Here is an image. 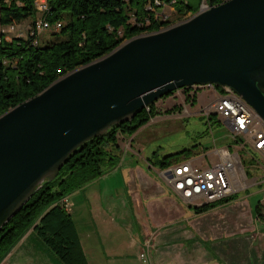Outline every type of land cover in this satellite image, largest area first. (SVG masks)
Here are the masks:
<instances>
[{
  "label": "water",
  "instance_id": "obj_1",
  "mask_svg": "<svg viewBox=\"0 0 264 264\" xmlns=\"http://www.w3.org/2000/svg\"><path fill=\"white\" fill-rule=\"evenodd\" d=\"M228 87L264 120V0H225L127 39L0 116V237L85 142L173 91Z\"/></svg>",
  "mask_w": 264,
  "mask_h": 264
},
{
  "label": "trees",
  "instance_id": "obj_2",
  "mask_svg": "<svg viewBox=\"0 0 264 264\" xmlns=\"http://www.w3.org/2000/svg\"><path fill=\"white\" fill-rule=\"evenodd\" d=\"M202 1L47 0L49 10L42 13L37 8V0H0L2 25L16 26L32 17L26 28L27 37L23 31H17L12 38L7 37L9 33H0V116L41 93L62 76L112 52L127 39L170 26L171 21L158 16V11L165 5H171L176 14L184 18L199 12ZM207 1L216 5L225 0ZM39 18L48 22V28L54 26L58 29L53 32L54 38L44 45L37 40L40 31L36 23ZM57 23L61 24L60 27ZM190 88L183 90L189 91ZM217 88L221 93L224 90ZM186 99L194 104L196 96L188 94ZM175 109L177 106L166 110V113ZM157 114L156 105L152 103L131 121L120 123L105 135L82 144L57 177L45 181L25 203L1 235L0 263L32 230L64 264H88L72 216L61 199L115 169L121 157L119 134L132 136ZM213 115L210 114L209 118ZM235 141L240 140L236 138ZM192 150L183 149L165 155L156 166L167 168L180 161L181 156H188ZM242 163L245 164L244 159ZM215 205L213 201L194 206V209L200 213Z\"/></svg>",
  "mask_w": 264,
  "mask_h": 264
},
{
  "label": "crops",
  "instance_id": "obj_3",
  "mask_svg": "<svg viewBox=\"0 0 264 264\" xmlns=\"http://www.w3.org/2000/svg\"><path fill=\"white\" fill-rule=\"evenodd\" d=\"M181 90H176L166 100ZM214 94L213 99L220 95L206 93L207 97ZM182 95L184 98L185 94ZM195 96L194 104H198L200 97L198 93ZM213 99L196 111L183 101L184 108L180 112L157 114L131 138L119 135V146L125 145L137 156L136 164L122 168L119 163L111 172L97 178L101 182L106 180L95 201L102 209L97 224L100 231L93 221L87 233L80 227V243L88 264H126L129 260L134 264H148L139 258L141 251L148 248V241L153 264H264V225L261 224L264 223V174L258 170L264 169V161L260 154L255 151L259 155L257 163H247L244 159L242 165L248 170L244 169L242 184L235 192L216 200L214 207L200 213L194 209L198 205L181 192L153 178L159 152L152 147L147 155L146 141L150 144L160 131L168 128L167 120L199 114L204 112L203 108L209 114L206 105ZM144 132H149V139L139 140L135 146L137 137ZM214 141H220L219 136L214 135ZM229 146L206 153L193 148L188 156H181L180 161L190 160L195 165L208 167L218 161L221 149L238 154ZM142 148L143 153H140ZM68 198L71 203V195ZM128 205L131 212L127 210ZM110 215H114L112 219ZM124 226L132 231L126 241L120 240ZM36 233L30 230L19 243ZM13 252L12 249L0 264H19ZM49 252L55 254L51 249Z\"/></svg>",
  "mask_w": 264,
  "mask_h": 264
},
{
  "label": "rangeland",
  "instance_id": "obj_4",
  "mask_svg": "<svg viewBox=\"0 0 264 264\" xmlns=\"http://www.w3.org/2000/svg\"><path fill=\"white\" fill-rule=\"evenodd\" d=\"M158 16L162 20L167 19L171 21L170 25L179 23L184 19L176 14V11L171 5H165L164 7H162L158 11ZM31 22L32 17H29L21 23L17 24L16 31L7 34V37L12 38L17 31H23L24 37H27L29 33L26 28ZM56 29L57 28H54V26H52L41 31L37 36L39 44L44 45L47 41L53 39V32L58 31V29ZM1 31H10V25H2L0 23V33ZM196 93H198V96L200 97V101L198 102V104H193L192 101H188L186 99V96L188 94L194 95ZM206 93L217 92L214 90L213 86H192L189 91H184L182 89L181 93H178L175 97H170L166 100V98L170 96L169 95L159 99L156 109L158 111V114H167L166 110L177 106V109H175L173 112H180L184 108V106L182 105L184 101L186 104L190 105L192 111H196L198 109H202V106H204L210 98L213 99V97H215V94L214 96L207 97ZM219 93L221 94V92ZM182 94H185L184 98ZM172 103L175 104L173 105ZM208 104L206 105V107L208 106ZM203 111L204 112H201L199 114H193L182 118H173V120H167L165 123L168 128L160 131L158 136H156V139L152 140L150 144L149 141H146L144 148L146 147L147 155H149V150L152 147L155 151L159 152L158 158H162L167 154L181 151L184 148H199L198 151L200 153H206L207 150L213 151L218 148L228 147L233 143V146L229 147L231 150L237 151L241 159H246L245 161L247 163H257V160H259V155L251 148L249 144L252 139L250 136L238 135L237 138L240 141L236 142V137L231 133L229 128L225 126L224 122L221 120V117L217 113L214 114V112H212L207 114L204 108ZM210 114H214V116L211 117V120L208 119ZM214 135L219 136L220 141H214ZM126 138H131V136H126ZM145 138L149 139V132H144L139 137H137L134 143L135 146L139 140H143ZM140 153H143V148ZM120 154L121 157L119 163L122 168L131 166L132 164H136L135 160L137 159V156H135L131 150L126 148L125 145H122L120 147ZM154 169L155 171H153V178L165 185H169L160 175V172L163 169L159 166H154ZM244 169L246 171L248 170V167L244 168V165H241L242 177H244ZM258 170L264 174L263 168H259ZM105 181L106 180H103L101 182L99 181V179H95L86 183L70 194L72 199L71 210L68 212L72 216L79 239L82 235L80 227L83 226L81 227L83 232L87 233L88 230L91 231V221L95 223L97 231H100L98 225L99 219H101L102 216H100L99 213L102 212V209H100L98 205H96L95 201L99 197L98 192H100L101 188L106 185ZM241 181L240 184H242ZM127 210L128 212L132 211L129 205ZM106 212L109 211L106 210ZM113 216L114 215H110V218L112 219ZM261 224L264 225V223ZM131 234L132 231H130L127 226H124L122 228L120 240H129ZM13 251V255H17V258L15 260L19 261V264H64V262L56 256V254H52L49 252L50 249L44 244L42 238L38 236L37 233L34 234L33 237H27L25 238V240L18 243L13 248ZM35 252H37L38 254L35 255ZM126 264H134V262L133 260H129Z\"/></svg>",
  "mask_w": 264,
  "mask_h": 264
},
{
  "label": "built area",
  "instance_id": "obj_5",
  "mask_svg": "<svg viewBox=\"0 0 264 264\" xmlns=\"http://www.w3.org/2000/svg\"><path fill=\"white\" fill-rule=\"evenodd\" d=\"M211 6V3L203 0L199 11L207 10ZM37 8L42 13L47 12L49 10L47 0H37ZM190 17L192 15L184 17L182 21ZM36 25L40 32L49 27L48 22L42 18L37 20ZM60 25L57 23V27ZM165 28L167 27L161 30ZM14 31L16 26L11 25L10 31L6 33ZM223 89V92L206 107L208 113H217L236 138L238 135L250 136L251 148L260 154L264 161V120L241 95L228 87ZM241 165L242 161L238 154H233L228 149H221L218 153V161L211 166L201 167L190 160H182L161 170L160 175L167 184L181 192L191 203L202 205L223 199L235 192L242 177ZM61 203L67 211L71 210L68 196L63 197ZM149 245L150 241H148V248L139 254V258L148 264H153Z\"/></svg>",
  "mask_w": 264,
  "mask_h": 264
},
{
  "label": "flooded vegetation",
  "instance_id": "obj_6",
  "mask_svg": "<svg viewBox=\"0 0 264 264\" xmlns=\"http://www.w3.org/2000/svg\"><path fill=\"white\" fill-rule=\"evenodd\" d=\"M214 90H215L217 93H219V92H220V89H219V88H217V87H215V86H214Z\"/></svg>",
  "mask_w": 264,
  "mask_h": 264
}]
</instances>
